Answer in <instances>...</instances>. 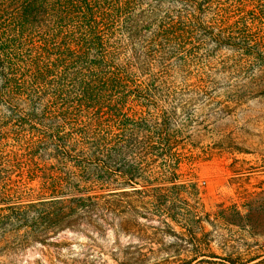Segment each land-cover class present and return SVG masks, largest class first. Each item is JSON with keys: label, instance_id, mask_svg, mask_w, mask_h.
<instances>
[{"label": "trees", "instance_id": "1", "mask_svg": "<svg viewBox=\"0 0 264 264\" xmlns=\"http://www.w3.org/2000/svg\"><path fill=\"white\" fill-rule=\"evenodd\" d=\"M215 58L264 68V0H0V243L67 194L172 216L195 175L161 97L204 91Z\"/></svg>", "mask_w": 264, "mask_h": 264}, {"label": "rangeland", "instance_id": "2", "mask_svg": "<svg viewBox=\"0 0 264 264\" xmlns=\"http://www.w3.org/2000/svg\"><path fill=\"white\" fill-rule=\"evenodd\" d=\"M220 60L204 91L161 97L184 154L178 178L195 175L187 189L175 181L172 216L63 195L32 208L30 226L3 239L0 264H264V68Z\"/></svg>", "mask_w": 264, "mask_h": 264}]
</instances>
